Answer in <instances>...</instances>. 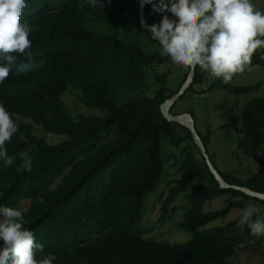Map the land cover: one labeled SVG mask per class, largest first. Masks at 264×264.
I'll return each mask as SVG.
<instances>
[{"label":"trees","instance_id":"1","mask_svg":"<svg viewBox=\"0 0 264 264\" xmlns=\"http://www.w3.org/2000/svg\"><path fill=\"white\" fill-rule=\"evenodd\" d=\"M139 11L138 0H105L103 8H93L85 0H28L21 22L33 29L32 56H22L0 83V103L18 122L17 133L6 143L14 163L8 168L0 164V206L28 208L24 227L44 245L36 253L41 262L238 264L240 247L251 236L250 230L239 224V217L211 224L234 208L243 209L252 199L264 207V200L222 188L191 130L164 116L163 105L180 92L190 67L156 73L153 84L157 88L149 95V69L164 66L171 58L160 55V45L143 28ZM146 19L148 25L157 23L151 5H146ZM260 55L264 52L253 55L251 68L264 67ZM206 74L196 67L192 85L171 109L174 114H178L177 102L189 92L197 93L195 86L204 82ZM210 82L211 89L233 94L261 86H239L212 77ZM72 85L82 94L84 106L106 113L74 117L63 99ZM242 118L239 145L248 157L257 158L264 144V98L248 102ZM37 125L65 139L54 144L38 137ZM212 132L199 134L214 163L209 150ZM163 136L173 146H183L180 160L170 161L163 154ZM23 152L32 159L31 172L20 168ZM179 162L181 177L160 198L159 221L197 180L196 188L187 194L189 206L185 209L183 204L186 212L177 223L178 231L192 234L185 243L147 234L143 215L144 200L156 190L167 163ZM218 171L229 184L264 193V173L244 181ZM218 197H226L225 205L206 210V204ZM256 239L259 244L264 236Z\"/></svg>","mask_w":264,"mask_h":264},{"label":"clouds","instance_id":"2","mask_svg":"<svg viewBox=\"0 0 264 264\" xmlns=\"http://www.w3.org/2000/svg\"><path fill=\"white\" fill-rule=\"evenodd\" d=\"M108 3L111 0H107ZM143 8L151 5L162 14L159 23L148 26L151 37L160 45V55L176 65L210 73L224 83L252 65L253 55L264 52V13L255 10L252 0H138ZM93 8L104 7L105 0H85ZM28 0H0V83L6 80L13 65L22 57H31L33 31L21 22ZM172 14V17L168 15ZM174 17V18H173ZM264 59V55H260ZM183 114V113H181ZM18 131V122L0 103V164L11 167L14 157L6 143ZM31 148H35L32 145ZM20 168L32 171V159L20 153ZM28 208L0 206V264H50L36 259L44 245L32 230L25 228ZM239 224L251 234L264 236V209L246 204L239 214Z\"/></svg>","mask_w":264,"mask_h":264},{"label":"rangeland","instance_id":"3","mask_svg":"<svg viewBox=\"0 0 264 264\" xmlns=\"http://www.w3.org/2000/svg\"><path fill=\"white\" fill-rule=\"evenodd\" d=\"M252 3L255 6V10L264 13V0H252ZM168 15L172 17L171 13H168ZM152 17L157 23H159L162 14L156 13L152 10ZM170 67L177 69L180 65L174 64L171 60L170 63L164 66L158 67L155 65L151 70L149 69V95H152L157 88V84H153L154 75L156 73L167 72ZM183 67L184 66H181L179 71H182ZM210 80L211 75L207 72L204 82L195 86L197 93L193 91L189 92L186 96L180 99L174 109L175 112L178 114H191L190 111H192L194 116L191 115L195 117L194 119L196 121L198 133L201 132L202 134H207L210 130H213L209 150L212 158H214V163L223 173L232 174L244 181L251 178L252 175L256 173H264V144L260 149L259 156L257 158H250L246 155L243 148L240 147L238 135V129L243 125L242 111L244 106L257 97L264 98V67L261 65L252 68L247 67L245 71L234 74L232 80L227 82L239 86H250L261 83L259 90H253L244 94H233L226 90L211 89ZM175 86H177V84H175ZM74 90H77V88L73 85L70 86L63 96L66 107L74 117H77L80 114L103 115L106 113V111L98 108L90 109L89 107L84 106L80 101V96L82 94L80 95L78 91ZM174 104H176V102H174L169 108V113L171 115H176L171 111ZM168 122L177 121L168 120ZM177 123L185 125L180 122ZM35 133L38 137L45 138L50 143L54 144L60 143L65 139L63 135L50 133L40 125L36 126ZM109 135L111 136L113 133H110ZM163 139V154L166 155L170 161L180 160L183 157V146L177 148L170 144L165 136H163ZM181 173L182 164L180 162L175 166L171 165V163H167L164 174L158 182L156 190L144 200L143 215L147 234L155 235L154 237L157 239L169 240L173 243H185L192 238L191 233L178 231L177 223L182 219L186 212L185 209L189 206V204L188 206L185 204L187 202V194L196 188L198 184L197 180L191 182L187 186V190L182 192L178 199L171 205L169 215L163 221H159L163 209V201H160V198L167 195L172 182L179 179ZM201 183L202 181L200 184ZM225 198L226 197H218L209 201L206 204L205 209L216 210L222 208L225 205ZM183 204H185V209ZM251 204L262 209L264 208L261 202L253 199ZM173 208H177L178 211L174 212ZM240 211V209L234 208L226 217L212 223L211 225L225 224L229 221L236 220L239 217ZM256 238L257 236L251 234L248 239H245L244 247H240L243 255L240 254L242 258L239 259L237 262L238 264H261V256L264 255V240L257 244L260 239Z\"/></svg>","mask_w":264,"mask_h":264},{"label":"water","instance_id":"4","mask_svg":"<svg viewBox=\"0 0 264 264\" xmlns=\"http://www.w3.org/2000/svg\"><path fill=\"white\" fill-rule=\"evenodd\" d=\"M140 16H141V24H142L143 28L148 30L149 25H148L147 19H146V5L143 8H141ZM195 74H196V68L195 69L191 68L190 73L188 75V78H187L186 82L184 83V85L182 86L180 92L175 94L174 96H172L163 105L164 115L167 117V119L169 121H177V122L185 124L187 127H189V129L191 130V132L194 136L195 142L197 143L198 147L201 149L202 154L204 155V157L206 159V162H207L211 172L216 176V179L220 182V185L222 188H235V189L240 190V191H242V192H244V193H246L252 197H256V198L264 200V193L259 192V191H255L249 187L229 184L226 181V179L219 173V171L216 169L214 163L212 162L209 154L207 153L205 143L203 142L201 135L197 131L196 121L191 114L183 113V114L171 115L169 113V108L172 106V104L174 102H176L177 99L182 94H184L188 90V88L192 85L194 78H195Z\"/></svg>","mask_w":264,"mask_h":264}]
</instances>
